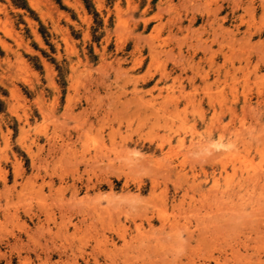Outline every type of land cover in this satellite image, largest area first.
I'll return each mask as SVG.
<instances>
[{
  "label": "rangeland",
  "instance_id": "374dc122",
  "mask_svg": "<svg viewBox=\"0 0 264 264\" xmlns=\"http://www.w3.org/2000/svg\"><path fill=\"white\" fill-rule=\"evenodd\" d=\"M0 264H264V0H0Z\"/></svg>",
  "mask_w": 264,
  "mask_h": 264
},
{
  "label": "bare ground",
  "instance_id": "6f19581e",
  "mask_svg": "<svg viewBox=\"0 0 264 264\" xmlns=\"http://www.w3.org/2000/svg\"><path fill=\"white\" fill-rule=\"evenodd\" d=\"M237 155V154H236ZM235 155H233V157H234Z\"/></svg>",
  "mask_w": 264,
  "mask_h": 264
}]
</instances>
